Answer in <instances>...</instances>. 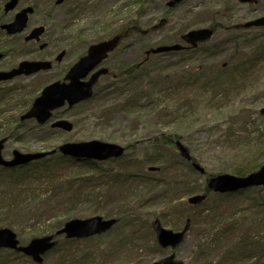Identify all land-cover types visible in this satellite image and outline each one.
Segmentation results:
<instances>
[{"label": "rangeland", "instance_id": "374dc122", "mask_svg": "<svg viewBox=\"0 0 264 264\" xmlns=\"http://www.w3.org/2000/svg\"><path fill=\"white\" fill-rule=\"evenodd\" d=\"M7 1L0 0V25L10 22L15 13H4ZM55 1L20 0L18 6L35 7L28 28L46 27L42 40L48 47L44 51L37 44L21 42L29 30L16 37L0 31V53L5 55L0 72L24 61L53 62L49 71L0 84V140L8 139L4 157L11 158L14 151L41 153L67 143L90 141L130 148L117 161L104 165L113 171L117 184L113 190L80 196L73 202L60 196L47 202L52 193L45 186L30 192L26 183L16 182L18 179L13 182L0 169V230H12L21 245H26L35 238L56 235L58 224L69 216L118 220L114 228L95 239L67 243L64 236H57L58 245L44 257L43 264H164L172 254L181 264H229L210 249L203 252L200 247L213 243L224 223L236 221L238 228L249 227V234L264 244L263 188L231 198L212 193L203 205L192 211L186 208L189 197L203 194L210 177L233 176V168L258 152L264 162V29L242 28L264 17V0H184L170 10V0H143V5L139 0H71L61 6ZM215 22L229 33L218 31L196 50L145 55L152 48L177 44L182 35L209 28ZM135 23H141V31L126 36L103 63L110 75L101 78L93 98L55 111L44 126L35 120L21 121L44 88L63 82L91 45L109 40ZM63 51V60L55 62ZM140 63L142 68L131 78L118 76ZM57 120L71 123L72 131L53 129L52 123ZM172 133L180 136L174 142L179 141L188 150L205 175L196 171L192 174L184 164L182 172L169 169L162 175L159 159L180 153L155 140H165ZM84 170L66 167L61 174L79 177L87 172ZM176 174L178 180L192 179L195 192L183 195L186 189H178L167 196L173 200L171 212L162 198L174 186L169 187L163 176ZM136 178H142V183L127 182ZM129 195L132 203L125 206L120 199ZM154 197L162 198L151 205ZM214 210L208 231L198 235V222L207 223L205 216ZM188 214L193 223L190 221L184 242L176 249H161L152 222L158 219L166 229L179 231ZM222 244L226 256V244ZM254 252L246 264L264 260V249ZM0 264L35 263L11 250H0Z\"/></svg>", "mask_w": 264, "mask_h": 264}, {"label": "water", "instance_id": "95a60500", "mask_svg": "<svg viewBox=\"0 0 264 264\" xmlns=\"http://www.w3.org/2000/svg\"><path fill=\"white\" fill-rule=\"evenodd\" d=\"M66 1L70 0H58L56 4L61 5ZM182 1L183 0H173L168 5L173 7L175 4ZM250 1L251 0H241L243 3H249ZM17 3L18 0H11L6 4L5 12L8 13L13 10ZM29 13H32L31 8L19 13L13 23L2 26V29L6 30L9 35L21 33L27 25V15ZM242 28H264V17L245 23L242 25ZM44 31L45 29L43 27L33 30L32 33L25 38V41L39 42ZM213 35L214 31L212 29L204 28L183 35L182 41L189 45L188 49H196L200 44L208 42ZM119 42L120 37H115L107 42L91 46L88 50V54L84 58H81L67 73L64 82H55L47 86L42 91L41 95L35 99L31 109L27 114L22 116L21 120L35 119L38 124L44 125L51 120L54 111L65 107L66 104H68L69 108H73L82 102L90 100L93 97V88L98 83L99 79L107 75L109 71L108 69H101L93 74L88 81H85V79L107 59L109 53L113 52L118 47ZM46 47L47 44H43L40 50H44ZM184 49L185 47L181 44L162 46L148 50L146 55L178 52ZM64 56L65 52H62L57 56L56 61L61 62ZM2 57L3 55L0 54V60ZM51 68L52 63L50 62L25 61L11 71L0 72V83L11 81L20 76H31L42 71H49ZM262 114L264 115V109H262ZM52 128L71 132L73 125L67 121L60 120L55 122ZM6 142L7 138L0 140V166L6 169L28 166L33 162L55 155L57 152L61 153L63 156L97 162L119 159L126 152L124 147L116 144L90 141L78 144L67 143L60 146L58 150L52 152L21 153L19 151H14L12 159L5 160L2 152ZM176 147L185 160L192 162L190 153L179 141L176 142ZM192 165L199 173H205V170L198 164L192 162ZM155 170V168L150 169V171ZM207 187L212 192L219 194H230L250 188L264 187V165L257 172L245 177H236L227 174L211 177ZM206 199V194L194 195L188 199V203L191 206H198L206 201ZM116 223L117 221L115 219L104 220L101 217H93L86 220H70L57 232V235H65L66 239L83 240L108 232ZM190 226V221H187L184 229L181 232L175 233L163 228L159 220L153 223V229L157 234L158 243L164 249H174L182 244L186 233L189 232ZM54 239V235L36 238L31 240L26 246H20L17 235L12 230L5 228L0 230V249L14 250L30 257L36 264H43L44 255L57 245ZM174 258L175 256L171 255L164 261V264H181L174 262Z\"/></svg>", "mask_w": 264, "mask_h": 264}, {"label": "trees", "instance_id": "16d2710c", "mask_svg": "<svg viewBox=\"0 0 264 264\" xmlns=\"http://www.w3.org/2000/svg\"><path fill=\"white\" fill-rule=\"evenodd\" d=\"M138 3L143 5V0H139ZM142 5H141V9L143 10L144 8ZM210 28L213 29L215 33H217L218 31H224L226 33L227 32L229 33V31H227V29L223 25L218 24L217 22L213 23L210 26ZM141 29H142L141 23H135L133 24V26H125L124 28H122L118 32V35H120L121 37H126V36L134 34L135 32H140ZM142 65L143 64L140 63L135 66H132L129 69H126L124 72L120 73L118 76L125 77V78H128V77L131 78L132 74L139 72V70L142 68ZM241 67H243V65H241ZM207 82H208V79L204 82V85ZM179 138L180 136H178L175 133L174 134L172 133L171 136L167 137L165 140H162L164 142H162L158 138L155 141H158L159 144H162V145L164 144L166 146L173 148V151L175 152L176 146H175L174 141ZM129 148H130V145L126 146L127 150ZM180 156L173 153V154L167 155L163 159L161 158L159 159L160 171H162V175L168 174L169 169H173L175 172H177L179 169L180 170L179 172H182L184 170V165H185V168L188 171H190L192 174L195 172V170L192 168L190 163H188L183 158L181 159ZM154 161L156 162L157 160H154ZM106 163L73 159V158H65V157H62L61 155H56V156H52L49 159L43 160L41 162L34 163L27 168L15 169V170H10V171L1 169V172L8 173L10 175L11 180H13V182L14 180L18 179L20 181H16V182L26 183L29 186L28 190L30 192H33L37 190L38 188L45 186L49 190L47 191L52 193V197L47 202H51V200L57 196H60V198L62 199L64 198L66 201L73 202L76 198L80 196L81 197L86 196V195L95 196L100 193L106 194V191H111L117 186V184L115 183V179L113 178V173H112L113 171L110 169H106L104 167ZM262 165H264V162H261L260 152H258L250 160L245 162L243 165L233 168L232 173L233 175L238 176V177H245L249 174L257 172L262 167ZM66 167H76L80 169H86L84 171H87V172L81 174V176L79 177H74V176L62 177L61 173L64 170H66ZM163 177L164 179H166V181H168L167 182L168 186L170 187L173 185L174 188H170L169 191H166L165 194L163 195V198L162 197L152 198L150 200L151 201L150 203L151 205H156V201L159 198L165 199L166 205L169 207V210L173 212L174 211L173 210L174 208L173 200L170 201L166 199V197L169 195H172L171 193H173L175 190H178V189H181V190L186 189L183 195L194 194L195 189L191 187L193 180L192 179L186 180L185 177L183 178V180H178L179 178L178 174L174 175L171 178H168L167 176L166 177L163 176ZM167 179H171L172 181L167 180ZM129 181L131 182L132 185H135L138 183L140 184L142 183V178H136L135 180H132V179L127 180V182ZM13 182H11L10 184L12 185ZM143 182H146V181L144 180ZM249 190H252V189H249ZM246 192H248V190L240 191V192L233 193V194H226V195L229 196V198H231L239 194H244ZM203 193H206L208 197L212 195V192L209 191L207 188L204 190ZM173 198L176 199V197H172V199ZM120 201L125 206H130L132 203L130 195L126 196L124 199H120ZM206 201L204 203H206ZM261 204L262 203H259V205ZM197 207H191L188 204L186 205V208H188V210L190 211L194 210ZM214 212L215 210L213 211L212 214L205 216L207 223L201 225L199 224L200 222H198V225H200L198 227V235H203L208 231L207 226L210 225L212 221L214 220V217H215ZM127 216H131V215L127 214ZM75 218H78V216H69L64 221H61L58 224V227L62 228L66 222H68L69 220L75 219ZM189 218L191 219L193 223V220L190 217V215L186 219H189ZM255 221L258 222V220H255ZM238 222L236 221V222L224 223L222 228L219 230V233L216 235L213 243L203 244L200 247L201 250L205 252L206 249H210V251L214 255H216L217 257H221V261H223L224 263L229 262V264H246L247 262H249L251 260L252 254L255 253L254 251L258 249L259 250L264 249V244L262 243L260 244V240L257 241V239L253 237L254 236L253 234L252 236L249 234V227L244 226V227L238 228ZM134 227H137V226H135L134 224ZM201 232H205V233H201ZM76 241L77 240H67L66 242L71 243V242H76ZM222 243L226 244V249H227L226 256L224 255L225 252L224 253L222 252V249H223ZM262 262H264V260L263 258H260L256 264H261Z\"/></svg>", "mask_w": 264, "mask_h": 264}, {"label": "flooded vegetation", "instance_id": "af4514ba", "mask_svg": "<svg viewBox=\"0 0 264 264\" xmlns=\"http://www.w3.org/2000/svg\"><path fill=\"white\" fill-rule=\"evenodd\" d=\"M10 0H8L7 2H9ZM58 0H56L55 1V5L56 6H61V5H63L64 3H66V2H64L63 4H61V5H57L56 4V2H57ZM6 2V3H7ZM19 2H20V0H18V3H17V5H16V7L13 9V10H11L10 12H15L14 13V15H13V18H12V20L10 21V22H8V23H5V24H11L13 21H15V19H16V16L19 14V13H21V12H23L24 10H27L28 8H31L32 9V13H29L28 15H27V17H28V20H27V25H26V27H25V29L21 32V33H18V34H15V35H12L11 37H16V36H22L23 34H25L26 33V31H28L29 30V28H28V24H29V20H30V17L35 13V7L34 6H29L28 4H25L24 6H22V7H20V8H18V6H19ZM5 3V4H6ZM5 6V5H4ZM4 9V8H3ZM10 12H8V13H10ZM5 13V12H4ZM8 13H5V14H8ZM4 23L3 24H1L0 25V31L1 32H3V33H5V35H7V33H6V31H4L3 29H2V26H4L5 25ZM40 27H43L44 29H45V31H44V33L42 34V37H43V35L46 33V27H44V26H36V27H34V28H32V29H30L26 34H25V36H23V37H21V42L22 43H26V44H28V43H33V44H37V45H39L40 46V44H44V42H43V40H42V38H41V42H34V41H32V42H26L25 41V38H26V36H28L30 33H32V31L33 30H35V29H37V28H40ZM23 40V41H22ZM100 43H103V42H99V43H96V44H100ZM116 50H114V52H115ZM113 53V52H112ZM112 53H110V54H112ZM109 54V55H110ZM109 55H108V58H109ZM5 58V55L3 54V57H2V59L1 60H3ZM107 58V59H108ZM0 60V61H1ZM43 61H46V60H43ZM53 63V62H52ZM101 66H103V64L102 65H99L97 68H100ZM97 70H95V71H93L92 73H90L89 74V76L85 79V81H88L91 77H92V75L96 72Z\"/></svg>", "mask_w": 264, "mask_h": 264}]
</instances>
